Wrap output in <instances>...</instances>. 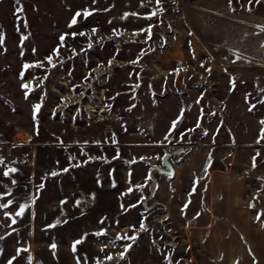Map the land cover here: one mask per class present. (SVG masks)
<instances>
[{
  "label": "rangeland",
  "instance_id": "obj_1",
  "mask_svg": "<svg viewBox=\"0 0 264 264\" xmlns=\"http://www.w3.org/2000/svg\"><path fill=\"white\" fill-rule=\"evenodd\" d=\"M251 24L199 35L180 0H0V264H264Z\"/></svg>",
  "mask_w": 264,
  "mask_h": 264
},
{
  "label": "crops",
  "instance_id": "obj_2",
  "mask_svg": "<svg viewBox=\"0 0 264 264\" xmlns=\"http://www.w3.org/2000/svg\"><path fill=\"white\" fill-rule=\"evenodd\" d=\"M249 10L241 6L236 9L229 0H180V14L190 29L197 30L199 35L211 37H246L248 24L254 23V26H257L264 23L262 13ZM244 41L246 43L245 39ZM208 225V229L219 228L218 225ZM208 235L214 237V229H210Z\"/></svg>",
  "mask_w": 264,
  "mask_h": 264
},
{
  "label": "water",
  "instance_id": "obj_3",
  "mask_svg": "<svg viewBox=\"0 0 264 264\" xmlns=\"http://www.w3.org/2000/svg\"><path fill=\"white\" fill-rule=\"evenodd\" d=\"M181 145H175L172 148H166L160 155L159 162H153L148 167V196L151 197L155 193L157 187V179L154 172L162 173L166 176H173L174 175V165L170 159V156L173 153H177L182 151Z\"/></svg>",
  "mask_w": 264,
  "mask_h": 264
},
{
  "label": "snow or ice",
  "instance_id": "obj_4",
  "mask_svg": "<svg viewBox=\"0 0 264 264\" xmlns=\"http://www.w3.org/2000/svg\"><path fill=\"white\" fill-rule=\"evenodd\" d=\"M229 2L231 3V0H229ZM75 22H76V21L73 20L72 23L74 24ZM81 35H83V33H81ZM61 39H63V37H62ZM49 60H50V58H49ZM25 67H26V68H27V67H30V65H25ZM24 87L27 88L28 85H24ZM39 109H40V105H36V106H35V111H36V112H39ZM262 123H264V122H262ZM11 171H15V169H12ZM6 175H7V173H6ZM54 175H55V173H54ZM0 207H6V205H0ZM26 207H27V205L21 206L20 211L17 213V215H23V213H24ZM143 228H144V226L141 225V230H143ZM102 234H104V233H103V232H102V233H96V235H102ZM130 239H134V237H131ZM81 242H82V241H80V240L75 241V242H74V245H73V249L75 250V245H76V244H79V243H81ZM52 248H55V245H54V244L52 245ZM109 259H111V257H109Z\"/></svg>",
  "mask_w": 264,
  "mask_h": 264
},
{
  "label": "bare ground",
  "instance_id": "obj_5",
  "mask_svg": "<svg viewBox=\"0 0 264 264\" xmlns=\"http://www.w3.org/2000/svg\"><path fill=\"white\" fill-rule=\"evenodd\" d=\"M102 110V109H101ZM100 117V116H99Z\"/></svg>",
  "mask_w": 264,
  "mask_h": 264
}]
</instances>
